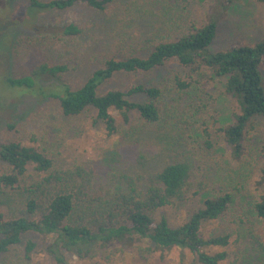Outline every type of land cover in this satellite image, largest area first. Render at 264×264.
I'll return each mask as SVG.
<instances>
[{"label":"rangeland","instance_id":"rangeland-1","mask_svg":"<svg viewBox=\"0 0 264 264\" xmlns=\"http://www.w3.org/2000/svg\"><path fill=\"white\" fill-rule=\"evenodd\" d=\"M125 3L130 10H125ZM26 7V0H0V145L18 142L43 150L57 169L78 166L92 169L94 188L102 187L112 193L129 186L141 190L163 166L188 162L191 176L183 201L157 210L155 219L163 217L170 226H178L202 206L205 198L230 193L229 208L222 217L205 226L202 235H230V255L225 264H238L237 256L245 252V244L252 236L264 243V222L252 209L264 190L257 185L264 118L256 117L248 124L243 154L234 158L224 143L223 130L233 122V115L239 109L235 99L224 92L225 78L214 77L206 69L184 67L176 59H170L153 70L119 73L107 80L100 92L126 91L135 85L163 90L160 103L166 120L146 125L136 142L121 133L107 138L93 109L68 117L62 114L55 99L34 92L12 96L4 84L6 77L28 75L36 64L47 62L64 65L67 70L60 77H39L40 84H66L75 88L105 59L129 54L144 56L143 42L165 28L162 13L177 14L184 26L200 27L215 22L216 34L208 47L211 53L233 45H253L264 39V10L257 0H179V5L176 0H119L103 12L77 3L65 10L40 13L27 21ZM68 24L78 26L81 33L72 38L60 35L61 28ZM174 76L186 82L188 88L179 90ZM262 79L264 85V68ZM130 99L142 102L145 97L136 94ZM112 114L119 121L118 114ZM5 169L0 161V174ZM28 173H34L31 165ZM28 240L35 244L30 253L25 252ZM145 248V244L135 241L97 246L83 257L73 251L61 252L70 264H190L194 261L186 251L171 249L160 254ZM0 264L56 262L50 251V239L29 233L0 255Z\"/></svg>","mask_w":264,"mask_h":264},{"label":"trees","instance_id":"trees-1","mask_svg":"<svg viewBox=\"0 0 264 264\" xmlns=\"http://www.w3.org/2000/svg\"><path fill=\"white\" fill-rule=\"evenodd\" d=\"M10 0H5L9 2ZM24 19L33 20L40 13L65 10L84 3L99 12L119 0H26ZM165 1V0H160ZM263 7L264 0H257ZM179 5V0H176ZM163 5V3H161ZM125 3V10H130ZM161 11H164L161 8ZM165 28L143 42L144 56L129 54L110 57L94 68L79 86L66 84L43 86L41 76L60 77L67 68L47 62L36 64L28 75L6 77L4 84L12 96L27 92L55 99L63 115L76 117L89 109L102 124L107 138L124 134L137 141L146 125L162 121L163 90L159 87L135 85L126 91L101 86L119 73L147 72L176 59L193 70L206 69L217 78H225L224 92L235 99L238 112L233 122L223 130V140L234 158L243 154V138L248 124L256 117L264 118V39L253 45H233L229 49L211 53L208 47L216 34V24L210 21L200 27L182 25L177 14L162 13ZM81 29L68 24L60 35L76 37ZM179 90L188 84L174 76ZM17 91V92H16ZM144 95L142 102L131 100L132 95ZM162 102V101H161ZM118 114L119 121L112 114ZM166 120V118L164 119ZM262 163L257 185L264 189V144L259 147ZM0 161L5 171L0 174V255L22 241L25 234L35 233L50 239V251L56 264H70L61 250L83 257L95 247L113 243L146 245V251L160 254L171 249L188 252L194 257L190 264H225L230 252V235L203 236L201 230L218 220L232 203L230 193L207 197L202 206L180 225L172 227L157 210L184 199L185 187L191 176L188 162L178 161L163 166L152 174L140 190L129 186L126 190L109 192L94 188V172L81 166L62 170L43 150L18 142L0 145ZM34 173L29 175L28 166ZM30 177V179H28ZM30 180V181H28ZM257 218L264 222V190L252 205ZM35 244L28 240L25 252ZM142 250V247L139 248ZM238 264H264V243L252 236L245 244V252L237 256ZM236 264V263H232Z\"/></svg>","mask_w":264,"mask_h":264}]
</instances>
